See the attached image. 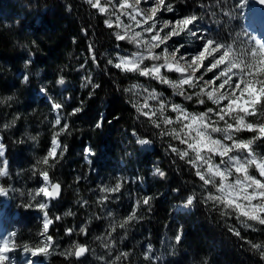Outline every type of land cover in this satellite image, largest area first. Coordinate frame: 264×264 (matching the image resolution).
I'll list each match as a JSON object with an SVG mask.
<instances>
[{
    "label": "trees",
    "instance_id": "16d2710c",
    "mask_svg": "<svg viewBox=\"0 0 264 264\" xmlns=\"http://www.w3.org/2000/svg\"><path fill=\"white\" fill-rule=\"evenodd\" d=\"M173 3L177 13L195 12L201 17L199 22L209 26L212 33L217 35L227 34L223 12L237 10L234 7L236 0H187V6L182 0H173ZM172 15L161 13L163 19L172 18ZM105 18L84 0H0V97L12 94L16 97L11 108L0 105V127L16 114L21 117L15 127L0 131L2 142L6 145L4 159L8 162L9 171L8 177L0 178V184L14 189L8 193L9 202L4 210L7 218L12 219L17 214L10 227L17 233L14 237L17 257L24 253V243L31 245L39 239L37 232L42 227V219L37 214L42 213L35 208L25 209L22 204L27 201L28 192L37 187L38 176L31 174L32 165L36 158L46 154L51 136L57 130L52 126L57 113L39 92L43 85L48 88L49 95L64 103L65 108L59 114L62 122L70 124V134L66 132L59 137L66 151L60 163L50 170L52 178L62 184V195L51 202L49 211L53 216L60 215L63 219L50 228L55 240V251L49 257H41L40 262L80 264L82 259H65L60 255L68 249L71 237L65 235V229L72 228L74 232L76 229L72 226L71 216L65 218L64 213L68 207L73 213L78 210L77 217L83 222L82 227L87 228V235L79 233V239L86 241L89 237L97 238L106 220L96 206V201L89 196V186L96 174L115 175V171H126L143 181L145 188L136 189L133 194L138 196L130 198L128 205L124 203L123 196L128 189L121 191L119 200L122 210L116 211L125 217L143 196L148 195L153 199L150 210L142 203L137 208L138 221H133L126 230L119 229L115 233L122 238L123 250L130 252V260L122 259L119 264L134 263L131 255L137 241L135 235L147 238L157 248L166 229L173 236L178 229H182L183 233L182 242L173 245L167 264H205V261L207 264H264L259 253L232 235L228 226H234L245 239L256 243H264V230L253 233L244 229L234 214L231 218L222 217L219 210H210L211 205L197 203L190 211L175 212L176 206L182 205L186 195L192 191H198L200 199L207 193L201 190V182L196 179L193 170L167 149L169 142L177 147L183 146L170 138H161L144 117H138L129 101L143 104V99H140L142 96L126 94L123 89L138 83L162 92L170 102L182 103V99L173 95V90L166 85L136 73L120 72L107 64V60L114 59L117 52L131 53L135 48L127 42H120L121 47L117 49V42L111 34L116 29H107L103 24ZM33 40L38 47L31 48L34 53L33 64L27 70L31 73L30 83L22 85L20 80L26 71L23 61L28 58V50L21 49L19 45L27 43L31 46ZM175 40L179 42L180 38ZM187 41L184 39V42ZM89 44L95 47L99 66L92 62L88 53ZM61 75L65 79L64 85L55 83ZM88 76L100 85L94 92L90 85L85 86V77ZM172 78L175 79L174 76ZM75 107H82L83 111L74 116L67 115ZM206 107H211L210 103L187 104V108L192 111H202ZM166 114L173 118L175 116L170 112ZM101 116L103 127L96 129L94 124ZM133 130L141 138L151 139L152 145H138L132 136ZM26 134L37 136L38 140H28ZM240 135L248 138L252 134ZM19 140H24V143H17ZM89 146L94 154L90 156V163H87L84 161V149ZM258 150L264 151V143L258 145ZM156 168L165 172V177L154 175L153 170ZM140 181L135 184L138 185ZM175 188L181 191L174 192ZM75 192L88 200V209L81 210L76 203ZM111 206L116 208L117 204Z\"/></svg>",
    "mask_w": 264,
    "mask_h": 264
},
{
    "label": "snow or ice",
    "instance_id": "6c2138e0",
    "mask_svg": "<svg viewBox=\"0 0 264 264\" xmlns=\"http://www.w3.org/2000/svg\"><path fill=\"white\" fill-rule=\"evenodd\" d=\"M84 2L106 17L103 24L107 29H116L111 34L117 42V49L121 47L120 42H127L136 49L127 55L117 52L114 59L107 60L108 65L120 72L136 73L140 77L166 85L173 90V95L183 97L185 101L198 105L210 102L212 105L202 111H190L184 104L167 101L162 92L145 88L142 84L133 83L123 89L124 93H131L133 96L146 93L143 104L129 101L138 117H144L161 138H170L183 146L177 147L169 142L167 149L193 170L194 176L201 182V190L207 193L200 199L198 191H192L186 195L182 207L191 209L197 203L211 205L210 210H219L222 217L231 218L234 214L236 221L244 229L253 233L264 230V151L258 150V145L264 143V45L257 41L255 47L237 48L235 40L227 42V38L209 35L198 27L200 16L195 12L177 13L173 0H107L104 4L101 0ZM182 2L187 6V0ZM250 3L264 9V0H236L234 7L243 10ZM68 10L71 11V7ZM163 12L173 14L172 18L161 19ZM223 15L232 18L233 12L224 11ZM174 38H180V41L177 42ZM185 38H190L192 48L184 43ZM19 47L28 50V58L23 61L26 71L22 73L20 80L22 85H28L31 73L27 70L34 58L31 48L38 45L33 40L31 46L22 43ZM88 53L92 62L99 66L93 44L88 45ZM146 61L150 63H145ZM166 73L176 74L177 78ZM209 73L213 75L205 79ZM36 75L39 76V72ZM55 83L64 85V77L59 76ZM88 85L93 92L100 87L90 76L85 77V86ZM39 92L57 113L52 125L57 130L51 136L46 154L36 158L32 165L31 174L38 176L37 187L28 192V199L22 204L25 209L35 208L42 213V227L37 232L39 239L34 244L22 245V251L32 258L49 257L55 251V240L50 234V228L63 217L53 216L49 209L51 202L61 197L62 184L52 178L50 170L60 163V158L66 151V146H62L59 137L66 132L70 134V124L62 122L59 114L65 108L64 103L49 95L46 86L42 85ZM15 99V94L0 97V105L11 108ZM149 100L156 101L158 106L150 107ZM82 111V107H75L67 115L74 116ZM169 111L175 114L174 118L166 114ZM20 118L16 114L9 122L3 123L0 131L15 127ZM94 127H103V116L95 122ZM241 133L252 135L243 138ZM26 135L28 140H38L37 136ZM132 136L136 138L138 145L150 146L153 143L149 138H141L135 130L132 131ZM2 139L0 137V178L9 176L8 162L2 159L6 150ZM17 143L23 144L24 140ZM84 153L87 159L94 151L89 146L84 149ZM217 157L219 162L216 161ZM154 175L163 178L166 174L156 168ZM122 187V181H117L111 187L102 186L99 191L103 195L98 197L97 202L105 204ZM13 190L10 186L0 184V197H6ZM173 191L179 193L181 190L175 188ZM152 199L151 196H143L118 225H109L105 235L110 243L105 244L106 249L115 246L113 233L117 228L126 230L133 221H138L140 217L137 208L142 203L150 210ZM87 203L84 200L80 206ZM74 214L67 211L64 216ZM108 215L111 216L112 213L109 212ZM228 231L248 244L254 252H258L260 260L264 261V243L245 239L232 225L228 226ZM79 233L87 235V228L80 227ZM73 234L72 228L65 229V235ZM16 235L13 231L0 240V264H5L9 260L8 253L16 250ZM182 236V229H178L174 236L176 244L182 242ZM97 239L101 237L98 236ZM89 251L86 244L74 242L60 255L65 259L75 257L80 261ZM151 252L149 246L143 258L149 264H156V258L148 254ZM99 259L104 261L103 257ZM122 259L129 260L130 254L127 251L120 252L111 264H117ZM25 264H40V261L28 259ZM104 264L109 262L104 261Z\"/></svg>",
    "mask_w": 264,
    "mask_h": 264
},
{
    "label": "rangeland",
    "instance_id": "374dc122",
    "mask_svg": "<svg viewBox=\"0 0 264 264\" xmlns=\"http://www.w3.org/2000/svg\"><path fill=\"white\" fill-rule=\"evenodd\" d=\"M107 0H101V3H106ZM143 6V5H142ZM233 12V17L229 18L224 16L225 18V25H227L226 35H219L220 38H227V42H232L233 40L236 41V47L239 48L241 46L244 47H255V44L257 41H259L262 45H264V11L261 13L258 9H256L252 3H250L245 9L240 10L237 8V10L232 11ZM261 18V19H260ZM161 19H163L161 17ZM127 22V21H125ZM206 26V27H205ZM198 27L203 29L205 33L209 35L216 36L217 34L212 33L211 29L207 25H202V23L199 22ZM139 30V29H136ZM243 31H252V37L250 36L249 39L245 37H240L237 34L243 35ZM176 39V38H174ZM187 42H184L186 45L189 46V48H192L193 46L190 44V38H185ZM241 41L243 42V45H241ZM136 51V49L134 50ZM120 54H130V53H125V52H119ZM116 54H114L115 58ZM145 63H150L149 61H146ZM212 73H209L205 79H208L212 76ZM175 78H177L176 74H172ZM218 83V82H217ZM142 96V97H140ZM146 96V93H142L139 95L140 99H143ZM180 99H182V104H184L187 107V104L189 101H185L183 97L178 96ZM168 101V100H167ZM150 107H157L156 101L149 100L148 101ZM210 103V102H209ZM211 105V104H210ZM212 107V105H211ZM189 109V108H188ZM190 110V109H189ZM192 111V110H190ZM170 112V111H169ZM171 113V112H170ZM174 114V113H173ZM175 115V114H174ZM4 159V158H2ZM84 161L87 163H90V156L85 159L84 155ZM216 161L219 162V157L216 158ZM155 170H153L154 172ZM117 172V173H116ZM254 172V169H253ZM95 175V173H93ZM96 177L94 178L93 182H91L92 185H90L89 189V196L92 197L96 201V206L100 209L102 215L104 216L106 220V224L104 225L105 227L103 228L102 232L99 234V237L101 239H97L94 237H89L86 241L81 240L78 238L79 235V228L82 227V221L77 217V212L78 210L75 211V214L71 216V220L73 221L72 226L76 227L74 234L69 238L67 247L68 249L72 246V244L75 243H81V244H86L90 251L87 253V255L80 261V264H91L92 262L96 261L97 264H104V261H108L109 264H111V261L115 259V256L119 255L120 252H123L122 248V238L121 236L115 234L117 231H120L119 228H117V231L113 233V237L115 239V246L112 247L111 249H106L105 244L110 243L108 238L106 237V232L109 229V225L111 223H116L117 225L119 222L124 218L121 216V214L118 213L119 210L121 209L120 204V192L123 191L125 188H127V192L123 194L124 196V203L128 205L130 198H135L134 195L138 196L137 194H133L136 189H144L145 185L143 184V181H140L138 177H133L132 175H129L126 171L125 173L115 171V175L112 173L107 174V175H99L96 174ZM125 180V182H123ZM117 181H122L123 187L119 193L114 194L112 197H110L109 201H107L105 204L101 205L97 202L98 197L103 195L99 189L107 185L108 187L113 186ZM138 185L135 184V182H138ZM88 182V181H86ZM130 184H127L129 183ZM89 183V182H88ZM137 185V186H136ZM76 189V188H75ZM74 196L77 198L76 203L79 205L81 204L82 201L87 200L85 197L83 198L82 195H79V193L75 192ZM39 199V198H38ZM88 201V200H87ZM8 195L6 197H0V240L3 239L4 236H6L8 233L13 232V230H10V227L13 225V218L11 219L10 217H6L5 215V210L4 207L8 204ZM116 203L117 206L116 208H113L111 204ZM77 205V204H75ZM81 207V206H80ZM79 207V208H80ZM83 209H88V203L87 205L81 207V210ZM116 209L118 211H116ZM192 209V208H191ZM191 209H184L182 205H178L175 208V212H183V211H190ZM67 211H72L71 207H68ZM111 212L112 215L109 216L108 213ZM65 218L69 216H64ZM10 218V219H9ZM42 219V216L40 217ZM42 223V222H41ZM175 236V235H174ZM172 233L170 232L169 229H166L161 236L160 239V244L159 247L154 248L153 245H151L150 242H148L144 237H141L139 234L137 236L135 235L136 238V243H135V250L133 251V254L131 255V259L134 260L133 264H149V261L144 260V255L147 252V249L149 246H151L152 252L148 253L150 256L156 258V264H167L170 256L172 255V250H173V245L175 244V239ZM111 253V254H110ZM128 253H130L128 251ZM9 260L5 262V264H25V261L28 259H39L41 257L37 258H32L30 254H22V256L17 257V255L13 252L8 253ZM99 257H103L104 261L99 259ZM130 260V259H129ZM127 260V261H129ZM59 264H61L60 261H58ZM120 261L117 262L119 264Z\"/></svg>",
    "mask_w": 264,
    "mask_h": 264
},
{
    "label": "water",
    "instance_id": "95a60500",
    "mask_svg": "<svg viewBox=\"0 0 264 264\" xmlns=\"http://www.w3.org/2000/svg\"><path fill=\"white\" fill-rule=\"evenodd\" d=\"M255 4V3H254ZM256 5V7H258V8H260L261 10H263L264 11V9H262L260 6H258L257 4H255ZM83 258V257H82ZM76 259V258H75Z\"/></svg>",
    "mask_w": 264,
    "mask_h": 264
},
{
    "label": "bare ground",
    "instance_id": "6f19581e",
    "mask_svg": "<svg viewBox=\"0 0 264 264\" xmlns=\"http://www.w3.org/2000/svg\"><path fill=\"white\" fill-rule=\"evenodd\" d=\"M261 19V18H260Z\"/></svg>",
    "mask_w": 264,
    "mask_h": 264
}]
</instances>
